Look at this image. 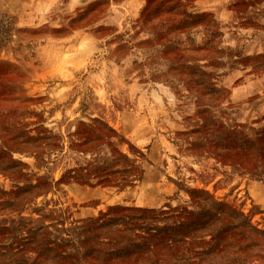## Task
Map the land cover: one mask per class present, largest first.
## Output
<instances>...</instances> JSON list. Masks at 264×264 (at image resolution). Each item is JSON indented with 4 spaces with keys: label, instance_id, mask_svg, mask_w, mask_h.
<instances>
[{
    "label": "rangeland",
    "instance_id": "obj_1",
    "mask_svg": "<svg viewBox=\"0 0 264 264\" xmlns=\"http://www.w3.org/2000/svg\"><path fill=\"white\" fill-rule=\"evenodd\" d=\"M222 127L264 143V0H0V246L30 243L17 264H89L86 225L126 209L187 225L202 206L246 217L264 255V175L218 159Z\"/></svg>",
    "mask_w": 264,
    "mask_h": 264
},
{
    "label": "trees",
    "instance_id": "obj_2",
    "mask_svg": "<svg viewBox=\"0 0 264 264\" xmlns=\"http://www.w3.org/2000/svg\"><path fill=\"white\" fill-rule=\"evenodd\" d=\"M207 91L214 90L209 88ZM199 100L206 101L202 95H199ZM224 130V127L222 130L218 128V138L224 141L226 137L233 145H224L223 141L216 143L218 159L225 164L240 165L251 173L258 174L257 170L262 169L264 175V143L246 141L248 145L244 146L240 133L233 131L229 136ZM211 205L217 207L218 203L213 201ZM124 211L129 214L119 219L103 217L77 233V241L82 240L79 248L86 250L84 261L89 264H252L264 259L252 242L251 234L258 230L246 227L249 225L246 217L238 221L202 206L197 213L188 212L189 216L198 215L190 224L159 227L156 224L161 222L164 213L141 209ZM62 241L60 246L70 242ZM29 244L0 246V264L24 262L23 256L29 251ZM76 253L69 263L61 258L60 263L79 264L80 254Z\"/></svg>",
    "mask_w": 264,
    "mask_h": 264
}]
</instances>
